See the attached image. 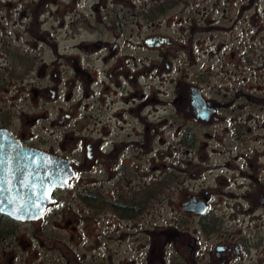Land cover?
Listing matches in <instances>:
<instances>
[{"label":"rangeland","instance_id":"obj_1","mask_svg":"<svg viewBox=\"0 0 264 264\" xmlns=\"http://www.w3.org/2000/svg\"><path fill=\"white\" fill-rule=\"evenodd\" d=\"M96 1L98 14L94 0H0V119L10 120L11 129L37 148L77 158L84 143L94 149V90L101 83L112 92L107 102L117 99L108 78L116 56L101 60L114 53L116 42L124 68L146 70L140 87H133L132 77L133 83L123 84L145 89L147 101L174 100L178 80L179 92L188 83L207 99L251 104L236 114L221 110V119L199 125H184L182 113L169 105L157 104L155 110L148 104V120L176 124L160 126L163 136L151 140L133 137L130 122L124 130L130 136L122 138L130 144L129 156L136 155L132 164L146 170L153 163L171 164L175 150L179 160L192 158L172 130L194 132L190 149L202 175L192 187L221 191L228 234L239 239L234 264H264V0H177L150 18L156 0ZM113 10L122 23L115 29ZM154 36L170 42L160 48L140 43ZM67 112L71 119L64 117ZM105 114L103 120L111 116ZM236 124L242 125L241 137L234 133ZM85 179H94V173L79 178Z\"/></svg>","mask_w":264,"mask_h":264},{"label":"flooded vegetation","instance_id":"obj_2","mask_svg":"<svg viewBox=\"0 0 264 264\" xmlns=\"http://www.w3.org/2000/svg\"><path fill=\"white\" fill-rule=\"evenodd\" d=\"M176 2L156 0L155 5ZM98 5L94 0L96 14ZM113 11L111 26L115 29L122 23L118 12ZM115 39L119 41L120 37L116 35ZM148 39H153L151 44L146 43ZM169 42V38L154 36L143 38L140 43L160 48ZM118 44H113V54L101 59L107 63L116 56L112 69L108 70L110 83L118 89L115 102L105 99L112 93L110 88L94 80V84L99 83L97 91L94 90V149L90 143H84V148L76 151L81 155L77 158L73 152L37 148L11 129L10 120L0 119V129L9 131L23 146L70 161L74 175L66 187L52 192L51 201L37 219L0 212V264H234V258L240 255L236 241L239 239L228 234L221 191L217 195L210 186L204 189V185H200L198 190L192 187L191 181H197L202 175V170L194 163L195 149H190L191 145L185 149V156L192 158L179 160L175 150L172 156L175 154L176 158L171 164L153 163L144 170L141 165L132 164L131 157L136 155L129 156L126 149L130 144L122 137L130 136L124 134L130 122L134 123L132 131L128 128L133 137L148 136L151 140L163 136L160 126L168 125L172 129L176 124L172 120L168 123L167 119L148 120V104L169 105L182 113L187 121L184 125L209 124L221 119V110L230 109L236 114L237 109L251 104L234 106L236 101L207 99L194 84L186 83L179 92L178 80L173 82L177 88L174 100L147 101L145 89L124 86L125 81L134 82L132 77L136 81L133 87H140L138 79L145 78L146 70L124 68L125 59L117 57ZM166 68L169 70V65ZM193 88L201 91L208 108L213 110L207 120L198 116L193 105ZM180 96L183 101H179ZM114 107L117 109L113 112ZM106 112L111 116L103 120ZM64 117L71 119L72 113L67 112ZM238 126L242 127L235 126L234 133L241 137L242 128ZM172 131L181 141L195 138L191 130L178 127ZM89 172L94 173V179L79 180ZM2 193L0 189V202Z\"/></svg>","mask_w":264,"mask_h":264},{"label":"water","instance_id":"obj_3","mask_svg":"<svg viewBox=\"0 0 264 264\" xmlns=\"http://www.w3.org/2000/svg\"><path fill=\"white\" fill-rule=\"evenodd\" d=\"M153 39H148L151 44ZM193 105L201 119L213 113L193 88ZM70 161L40 150L23 146L6 129H0V189L3 191L0 212L29 219L40 217L51 201L54 190L64 188L73 178Z\"/></svg>","mask_w":264,"mask_h":264},{"label":"trees","instance_id":"obj_4","mask_svg":"<svg viewBox=\"0 0 264 264\" xmlns=\"http://www.w3.org/2000/svg\"><path fill=\"white\" fill-rule=\"evenodd\" d=\"M173 5V3L171 4H164V5H160V6H155V7H152L150 10H148V17H154L156 15H159L160 13H163L166 9L170 8L171 6ZM157 7V8H156ZM35 23H38L35 21ZM7 55L8 52L5 51ZM1 86V85H0ZM194 142V138L190 137L189 139H185V140H182L181 143L185 146V147H188L189 145H192Z\"/></svg>","mask_w":264,"mask_h":264}]
</instances>
